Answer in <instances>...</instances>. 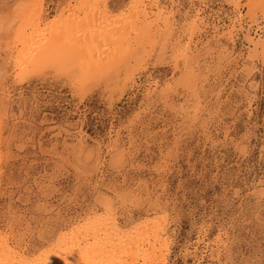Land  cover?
<instances>
[{
    "label": "rangeland",
    "instance_id": "374dc122",
    "mask_svg": "<svg viewBox=\"0 0 264 264\" xmlns=\"http://www.w3.org/2000/svg\"><path fill=\"white\" fill-rule=\"evenodd\" d=\"M79 1L0 0L1 239L31 261L89 215H108L125 233L165 217L169 264H264V58L250 61L249 24L231 40L236 14L225 0H156L174 29L166 56L160 43L149 56L148 39L138 50L123 45L121 61L139 57L136 85L111 101L102 81L81 78L87 72L69 79L58 55L43 75L15 67L36 6L42 36L68 6L79 15ZM106 2L116 18L130 16L136 0ZM198 9L200 34L175 72L171 48L190 43L185 26ZM240 16L247 21L248 9ZM110 63L125 73V64Z\"/></svg>",
    "mask_w": 264,
    "mask_h": 264
},
{
    "label": "bare ground",
    "instance_id": "6f19581e",
    "mask_svg": "<svg viewBox=\"0 0 264 264\" xmlns=\"http://www.w3.org/2000/svg\"><path fill=\"white\" fill-rule=\"evenodd\" d=\"M225 1L229 7L233 8L234 13L236 14L234 15L235 17L230 20V24L233 25V29H230V32L226 31L225 36L229 35L228 39L230 38L232 40L235 38L234 32L237 31L238 27L249 24L246 40L250 45L249 47H253L250 54L251 56H249L251 57L250 61L253 63L256 59L264 58V24L258 23L260 18L264 21V0H247L246 3L245 0ZM147 2H150V4H147ZM107 5L106 0H80L78 6H76L79 9V15H76L72 6H68L67 9L61 12L57 21H53L51 25H48V29H46L42 36L39 33V25L41 23L40 19L42 15L41 8L40 6H36V9H34L35 12H32L31 15L29 14L30 21L29 25L26 27V29H28V27L33 26L34 32L31 34H29V32V36L26 39H22L21 54L17 57L18 59H15L17 60L14 62L16 63L15 67H17L19 72L22 69H26L29 73H35L38 75L39 72H46L47 68H50L51 66L53 67L55 61L57 60L56 55H58V61L61 63L60 66L62 67L61 71L63 70L67 76H70L69 79H73V76L77 72H80L83 76L87 72L86 74L89 76L86 75L81 77L83 80L87 79L86 81H89L92 80V78H95L98 79L96 81H102L105 84L104 91L106 94L108 93L107 95L109 96V99L111 101L121 100L124 93L131 86L136 85L137 74L135 75L132 66L133 62L136 63L139 59V57H137L133 62L121 61V58H119L121 57V47L123 45L130 44L133 46L131 49L135 50L137 46L140 45L138 40L146 41L148 39L151 51V54L148 53V55L152 56V52H154V49L158 47L156 45L160 43L161 51H159L162 52L161 55L164 59L166 56V45L170 42H168V36L172 35L174 29L169 22L167 12L161 8L162 5L160 6L156 0H136V2H133L130 6L132 9L130 16L123 13L121 16H116V18L109 16L110 13L108 12L109 10H107ZM246 8L248 9V17L250 18V20H248L249 18L247 19L248 22L245 21L246 18H242L243 16H240V11ZM200 10H197L198 12L195 17H192L190 22L188 21V24L186 23L187 25L185 26L187 27L186 33L189 37L188 39L190 43L184 47L180 45L179 41L176 44L173 43L174 46L171 48V56L175 72H182L180 69L181 63L184 62L185 65L187 64L188 59L191 58V50L194 49L192 48L194 37L199 32L201 27L200 22L202 18L200 17ZM67 11L70 13L69 16L72 17H65ZM185 16L189 15L186 14ZM172 17V22L175 23V17ZM245 22L247 23L245 24ZM21 28L23 29V27ZM134 34L139 35L141 39H133L132 37ZM163 36L166 38L163 39L164 42L162 44L159 40ZM225 36H220L219 39H225ZM23 37H25V35ZM232 45L233 41L225 43L224 48L229 46L227 48V52L232 49ZM13 56L15 55L13 54ZM111 60L116 62L120 61V64H125V73H118L117 70L115 71L109 67ZM220 60L222 61L223 58H220ZM80 64L81 68H79ZM144 65H147V61ZM145 69L146 67H143V71H145ZM251 71L252 69L249 68V75H251ZM42 73H39V75H43ZM188 74L193 75L194 71L193 73L189 72ZM186 77L187 76L184 78ZM179 79L177 80L178 87L180 86ZM187 79L188 81L190 79L189 82L191 84V80L193 79H191V77ZM185 81L186 80H184V83H182L183 81L181 82L182 85L187 84ZM156 84L159 83L157 82ZM165 86L169 87L170 84L167 82ZM190 90L192 89L190 88ZM78 91L76 90L77 93ZM107 216L89 215L87 219H82L77 224L76 229H74L71 233H65L64 236H61L57 243H54L55 245L52 248L50 247L48 251L46 248V252L41 255H37V257H32L33 259L31 261L25 260L24 256L22 257L20 255L21 253L18 255L17 253L12 252V250L6 246L7 241L5 242L4 239L2 238V240L0 237V264H169L168 262L171 251L170 244L172 245V243L169 242L170 238L168 239V235L170 236V234L167 230L165 217L160 219L157 217L158 219L154 218L153 220L147 219L132 232L125 233L118 227L116 222H113L112 219H107ZM130 222L131 224L133 223L132 221ZM223 239V236L219 235L215 239L216 244L221 245ZM10 241L11 240H9V242ZM9 245H11V243ZM216 248L215 250H217ZM22 252L25 254L27 249Z\"/></svg>",
    "mask_w": 264,
    "mask_h": 264
}]
</instances>
